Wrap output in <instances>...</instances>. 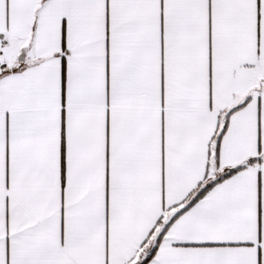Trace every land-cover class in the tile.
<instances>
[{
    "label": "snow or ice",
    "instance_id": "snow-or-ice-1",
    "mask_svg": "<svg viewBox=\"0 0 264 264\" xmlns=\"http://www.w3.org/2000/svg\"><path fill=\"white\" fill-rule=\"evenodd\" d=\"M0 264H264V0H0Z\"/></svg>",
    "mask_w": 264,
    "mask_h": 264
}]
</instances>
